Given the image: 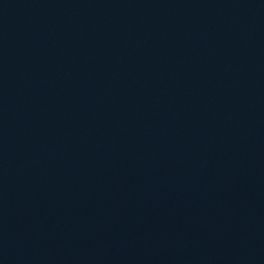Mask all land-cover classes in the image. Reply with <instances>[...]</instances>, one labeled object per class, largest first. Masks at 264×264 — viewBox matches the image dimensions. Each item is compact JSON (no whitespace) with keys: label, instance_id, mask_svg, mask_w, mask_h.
Segmentation results:
<instances>
[{"label":"water","instance_id":"water-1","mask_svg":"<svg viewBox=\"0 0 264 264\" xmlns=\"http://www.w3.org/2000/svg\"><path fill=\"white\" fill-rule=\"evenodd\" d=\"M0 264H264V0H0Z\"/></svg>","mask_w":264,"mask_h":264}]
</instances>
